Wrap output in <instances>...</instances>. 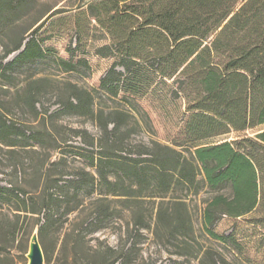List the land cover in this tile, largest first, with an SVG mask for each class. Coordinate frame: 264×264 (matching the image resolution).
Returning <instances> with one entry per match:
<instances>
[{
    "label": "trees",
    "instance_id": "trees-1",
    "mask_svg": "<svg viewBox=\"0 0 264 264\" xmlns=\"http://www.w3.org/2000/svg\"><path fill=\"white\" fill-rule=\"evenodd\" d=\"M29 1L38 2L0 0V33L8 26L2 22V15L22 4L28 8ZM73 1L72 6L56 8L62 2L59 1L40 12L27 31L30 38L23 36L0 57V77L10 79L17 66L47 60L59 65L63 73H79L80 66L88 70L85 59H71L82 44L88 43L89 33L96 31L103 43L94 46V54L114 58L98 87L111 100L128 83L138 80L145 69L152 70L162 81L178 82L187 113L183 127L185 147L152 142L151 146L131 147L137 150L129 151L133 158H110L95 153V147L124 144L119 134L127 113L112 108L105 115L102 111L94 114V97L75 85H70L73 93L61 104V112L89 113L97 121L102 133L99 139H93L85 130L71 132L91 148V167L108 192L115 194L122 184L130 193L139 194L126 196L164 198L175 186L189 189L201 183L213 192L202 212L204 231L223 244L236 246L231 235H217L213 227L223 217L236 219L264 208V129L253 136L245 134L264 126V0ZM59 15L74 18L71 31L75 41L66 50L68 61L53 58L49 49L41 47L43 40L36 37L47 21ZM13 52L19 53L4 62ZM35 96L33 90L27 91L26 101L34 112ZM46 114L45 110L43 115ZM231 133L238 135L230 141L204 143ZM30 142L42 146L34 133L27 135L24 127H16L0 109V143L24 151L30 147L29 152L35 153ZM110 174L115 181L110 180ZM90 179L93 181V175L86 172L67 179L59 188L72 189L71 197L49 195L41 201L12 184L0 186V234L13 239L21 218L39 222L45 210L39 226L41 234L57 222L54 204L59 199H74L72 196ZM10 207L13 209L6 212ZM160 216L158 212L157 218ZM67 236L77 242L73 231ZM134 247L117 251L99 246L89 251L100 259L97 264H154L132 260ZM212 264L230 263L220 257Z\"/></svg>",
    "mask_w": 264,
    "mask_h": 264
},
{
    "label": "rangeland",
    "instance_id": "rangeland-1",
    "mask_svg": "<svg viewBox=\"0 0 264 264\" xmlns=\"http://www.w3.org/2000/svg\"><path fill=\"white\" fill-rule=\"evenodd\" d=\"M59 1L62 2L56 8L74 5L73 0H38L29 1L28 8L22 4L15 11L5 12L1 20L8 26L0 33V57L23 36H28L27 31L40 12ZM73 22L74 18L69 15L55 16L36 35L43 40L41 47L49 49L53 58L70 59L66 50L75 41L71 31ZM89 35L88 43L82 44L71 59L72 62L85 59L88 70L80 66L79 73H63L59 65L47 60L17 66L10 79L0 77V109L16 127H24L27 135L34 133L42 143V146L29 143L35 153L29 152L30 147L24 151L0 143V186L12 184L41 201L49 195L71 197L72 189L59 188L67 179H75L85 172L94 177L93 181H85L88 185L72 196L74 199L68 202L59 199L54 204L57 222L41 234L39 226L44 221L45 210L39 222L21 218L13 239L0 234V264H27L29 241L35 232L44 264L47 260L48 264H97L100 259L89 249L101 246L121 251L133 245L132 260L154 264H212L220 257L230 264H264L263 207L236 219L221 218L213 231L217 235H231L237 244L228 246L211 238L202 227V212L213 192L201 183L189 189L175 186L164 198L129 197L126 195L139 194L130 193L122 184L113 194L101 184L91 167V148L71 132V129L85 130L93 139H99L102 133L97 121L89 113L61 112V104L73 93L70 85L94 97V114L102 111L105 115L112 108L127 113L119 134L124 144L103 143L94 150L114 159L133 158L135 156L128 153L137 150L131 147L151 146L152 142L173 148L175 144L185 147L183 127L187 113L179 83L162 81L149 69L140 72L138 80L128 83L118 97L111 100L98 87L114 58L96 56L93 49L103 43L102 36L96 31ZM18 53H11L4 62L11 61ZM32 90L36 93L35 108L39 115L26 101L27 91ZM45 110L47 114L43 115ZM263 129L261 126L245 134L253 136ZM237 135L231 133L204 143L230 141ZM110 177L111 181L116 180L113 174ZM12 209L5 211L9 213ZM158 212L162 215L159 219ZM70 231L77 235V242L67 236Z\"/></svg>",
    "mask_w": 264,
    "mask_h": 264
},
{
    "label": "water",
    "instance_id": "water-1",
    "mask_svg": "<svg viewBox=\"0 0 264 264\" xmlns=\"http://www.w3.org/2000/svg\"><path fill=\"white\" fill-rule=\"evenodd\" d=\"M26 258L27 264H44L43 252L36 232L30 238Z\"/></svg>",
    "mask_w": 264,
    "mask_h": 264
}]
</instances>
